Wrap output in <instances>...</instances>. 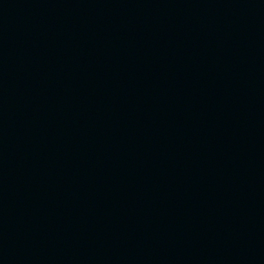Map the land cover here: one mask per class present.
I'll list each match as a JSON object with an SVG mask.
<instances>
[{"label":"water","instance_id":"95a60500","mask_svg":"<svg viewBox=\"0 0 264 264\" xmlns=\"http://www.w3.org/2000/svg\"><path fill=\"white\" fill-rule=\"evenodd\" d=\"M0 264H264V0H0Z\"/></svg>","mask_w":264,"mask_h":264}]
</instances>
